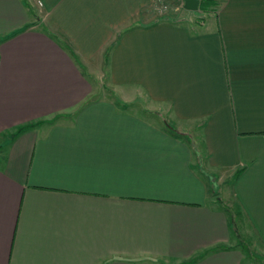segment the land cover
I'll return each instance as SVG.
<instances>
[{
  "label": "crops",
  "instance_id": "obj_1",
  "mask_svg": "<svg viewBox=\"0 0 264 264\" xmlns=\"http://www.w3.org/2000/svg\"><path fill=\"white\" fill-rule=\"evenodd\" d=\"M160 1L0 0V264H264V0Z\"/></svg>",
  "mask_w": 264,
  "mask_h": 264
},
{
  "label": "rangeland",
  "instance_id": "obj_2",
  "mask_svg": "<svg viewBox=\"0 0 264 264\" xmlns=\"http://www.w3.org/2000/svg\"><path fill=\"white\" fill-rule=\"evenodd\" d=\"M162 0L160 3L152 9V13L149 14L150 20L156 19V17H171L174 21L177 22H186L192 23L198 20L197 14L206 13L208 11L213 12L214 6L208 7L206 10H201L200 8L197 11L191 12L184 8L183 0ZM214 1V0H213ZM35 9L38 12V4L35 0H32ZM201 2V1H200ZM200 7V6H199ZM41 14V12H40ZM43 15V14H41ZM197 16V17H196ZM97 91L99 92H107L110 91L112 93H116L119 95H128L126 96L129 102H135L142 110H144V114L147 115L152 120L161 122L163 119L167 122H170L171 117L166 113L167 109L164 107H160L157 104L153 103L146 95H144L141 91L131 89L119 91V89L111 86L108 78V70L106 68V64L97 65L95 64V68L93 70ZM121 93V94H120ZM123 93V94H122ZM139 109V108H138ZM140 110V109H139ZM173 125V124H172ZM191 137L195 139H199V131L195 128H191L189 130ZM221 187L217 188V193L219 194L218 199H221L223 203L228 206V209L234 212L236 226L238 234L241 238V243L243 244L245 250L250 253L256 255L264 254V246L257 240L256 235L254 234L252 228L247 224L244 219L241 210L238 204L235 202L234 198L230 195V183L228 181L220 180ZM217 194V195H218Z\"/></svg>",
  "mask_w": 264,
  "mask_h": 264
},
{
  "label": "water",
  "instance_id": "obj_3",
  "mask_svg": "<svg viewBox=\"0 0 264 264\" xmlns=\"http://www.w3.org/2000/svg\"><path fill=\"white\" fill-rule=\"evenodd\" d=\"M199 0H184V8L188 11L194 12L199 9Z\"/></svg>",
  "mask_w": 264,
  "mask_h": 264
},
{
  "label": "trees",
  "instance_id": "obj_4",
  "mask_svg": "<svg viewBox=\"0 0 264 264\" xmlns=\"http://www.w3.org/2000/svg\"><path fill=\"white\" fill-rule=\"evenodd\" d=\"M213 5V0H206V1H201L200 2V9L201 10H206L208 9V7L212 6ZM168 127L170 128V131L173 133V134H176L178 135V133L171 127L168 125Z\"/></svg>",
  "mask_w": 264,
  "mask_h": 264
},
{
  "label": "built area",
  "instance_id": "obj_5",
  "mask_svg": "<svg viewBox=\"0 0 264 264\" xmlns=\"http://www.w3.org/2000/svg\"><path fill=\"white\" fill-rule=\"evenodd\" d=\"M199 1H206V0H199Z\"/></svg>",
  "mask_w": 264,
  "mask_h": 264
}]
</instances>
